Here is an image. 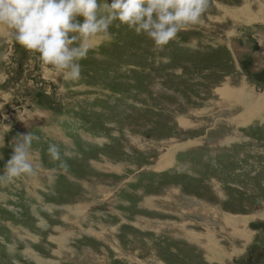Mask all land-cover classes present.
Listing matches in <instances>:
<instances>
[{"label": "rangeland", "instance_id": "1", "mask_svg": "<svg viewBox=\"0 0 264 264\" xmlns=\"http://www.w3.org/2000/svg\"><path fill=\"white\" fill-rule=\"evenodd\" d=\"M109 31L70 81L0 26V175L39 137L36 174L0 183V264L244 263L264 237V0H213L163 50Z\"/></svg>", "mask_w": 264, "mask_h": 264}, {"label": "clouds", "instance_id": "2", "mask_svg": "<svg viewBox=\"0 0 264 264\" xmlns=\"http://www.w3.org/2000/svg\"><path fill=\"white\" fill-rule=\"evenodd\" d=\"M213 0H0V26L8 29L12 40L36 59L62 73L66 80L81 78V60L92 49V39L111 40L110 28L126 26L137 36L153 42L154 49L163 50L189 25L202 22ZM7 59V56H0ZM39 137L22 134L12 148L0 175L7 184L22 176H34L32 142ZM48 155L67 170L60 148L49 144Z\"/></svg>", "mask_w": 264, "mask_h": 264}, {"label": "flooded vegetation", "instance_id": "3", "mask_svg": "<svg viewBox=\"0 0 264 264\" xmlns=\"http://www.w3.org/2000/svg\"><path fill=\"white\" fill-rule=\"evenodd\" d=\"M252 242L245 262L237 264H264V237L259 236L258 239H252Z\"/></svg>", "mask_w": 264, "mask_h": 264}, {"label": "bare ground", "instance_id": "4", "mask_svg": "<svg viewBox=\"0 0 264 264\" xmlns=\"http://www.w3.org/2000/svg\"><path fill=\"white\" fill-rule=\"evenodd\" d=\"M227 88H225L224 89V91H222L221 93L223 94V96H226V97H228V93H230V90H226ZM219 91V90H218ZM238 97V96H237ZM238 99V98H237ZM258 104H261V105H264V94L262 95V96H260L258 99H257V106H258ZM255 110V109H254ZM253 116V114L252 113H250L249 115H248V117L247 118H244L243 119V122H245L246 120V122H248L249 121V119L251 118ZM186 146V145H185ZM170 158V157H169ZM167 163H169V161L167 160V159H164L163 160V162L162 163H159V165H160V168H163V167H165V165L167 164ZM119 166V165H118ZM121 166V165H120ZM116 168V167H115ZM104 171V170H103ZM118 172V171H117ZM78 197V196H77ZM231 215V214H230ZM228 216V215H227ZM234 218V217H233ZM226 219V218H225ZM232 218L230 217V218H228L227 219V222H230V220H231ZM226 221V220H225ZM231 224H235V222H232Z\"/></svg>", "mask_w": 264, "mask_h": 264}, {"label": "crops", "instance_id": "5", "mask_svg": "<svg viewBox=\"0 0 264 264\" xmlns=\"http://www.w3.org/2000/svg\"><path fill=\"white\" fill-rule=\"evenodd\" d=\"M144 259H145V260H147V258H146V257H144Z\"/></svg>", "mask_w": 264, "mask_h": 264}]
</instances>
